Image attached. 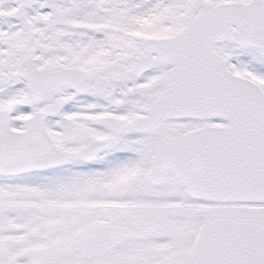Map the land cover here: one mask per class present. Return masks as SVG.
Returning <instances> with one entry per match:
<instances>
[{
  "label": "snow or ice",
  "instance_id": "6c2138e0",
  "mask_svg": "<svg viewBox=\"0 0 264 264\" xmlns=\"http://www.w3.org/2000/svg\"><path fill=\"white\" fill-rule=\"evenodd\" d=\"M0 264H264V0H0Z\"/></svg>",
  "mask_w": 264,
  "mask_h": 264
}]
</instances>
